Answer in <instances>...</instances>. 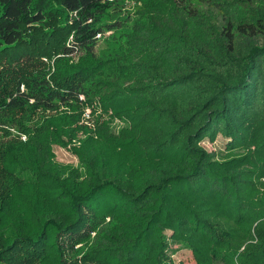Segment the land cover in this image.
Segmentation results:
<instances>
[{
	"label": "trees",
	"instance_id": "trees-1",
	"mask_svg": "<svg viewBox=\"0 0 264 264\" xmlns=\"http://www.w3.org/2000/svg\"><path fill=\"white\" fill-rule=\"evenodd\" d=\"M124 1L0 0V264H264V0Z\"/></svg>",
	"mask_w": 264,
	"mask_h": 264
},
{
	"label": "rangeland",
	"instance_id": "rangeland-1",
	"mask_svg": "<svg viewBox=\"0 0 264 264\" xmlns=\"http://www.w3.org/2000/svg\"><path fill=\"white\" fill-rule=\"evenodd\" d=\"M123 6H124V10H127L130 12V14H135L136 10L139 8L138 7V3L136 2V0H125L123 2ZM126 30L124 29H118L114 31H110L107 32L105 34V38H110V39H114L115 42L119 41L122 39V34L123 32H125ZM100 37V36H99ZM100 48H104V51H108L110 49L111 46L105 45L104 46V42L100 41L99 43ZM109 47V49H108ZM52 67L54 68V63L53 61L51 62ZM114 126V131L118 132L120 130V128L123 126V123L120 120H115L113 123ZM22 139H26L25 136L22 137ZM202 146L207 149L209 152H213L216 155V158L220 159V160H226L228 159V151L226 149V144H227V139L224 138L222 135H218L216 142L212 143L210 142L209 138H206L202 143ZM54 155H55V160L58 163L61 164H72L77 166L78 165V159L77 157L72 153L71 151V147H67V148H62L60 146H55L54 147ZM167 236L171 235V231H167L166 232ZM170 255L172 257V259L175 261V263L177 264H195V260L194 257L191 253V251L187 250V249H183L177 248V245H174L173 243H171V251H170Z\"/></svg>",
	"mask_w": 264,
	"mask_h": 264
},
{
	"label": "built area",
	"instance_id": "built-area-1",
	"mask_svg": "<svg viewBox=\"0 0 264 264\" xmlns=\"http://www.w3.org/2000/svg\"><path fill=\"white\" fill-rule=\"evenodd\" d=\"M44 60L47 61L46 59H44ZM81 99H84V97H81ZM90 112H91V111H90L89 109H87V110H86V113H85V118H86V120H87L86 123H88V124H90V123H89V119H90V118H89V115H90Z\"/></svg>",
	"mask_w": 264,
	"mask_h": 264
}]
</instances>
